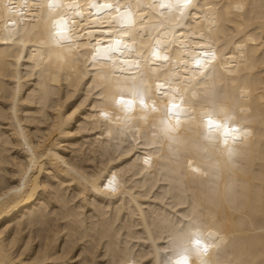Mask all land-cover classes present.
Instances as JSON below:
<instances>
[{
	"label": "bare ground",
	"instance_id": "1",
	"mask_svg": "<svg viewBox=\"0 0 264 264\" xmlns=\"http://www.w3.org/2000/svg\"><path fill=\"white\" fill-rule=\"evenodd\" d=\"M54 1L0 0V264H164L193 236L190 264H264V0ZM129 13L145 70L95 60Z\"/></svg>",
	"mask_w": 264,
	"mask_h": 264
},
{
	"label": "snow or ice",
	"instance_id": "2",
	"mask_svg": "<svg viewBox=\"0 0 264 264\" xmlns=\"http://www.w3.org/2000/svg\"><path fill=\"white\" fill-rule=\"evenodd\" d=\"M177 4L181 7V10L185 9V8H188L192 5V0H177ZM50 7L53 6L52 4L49 5ZM95 7V5H93ZM112 5L111 4H103V5H100L98 8H97V11H100L104 8H111ZM117 11H119V9L117 8ZM122 19H124V21L126 23H130L131 22V16L130 14H127L125 16L122 17ZM62 31V29H61ZM58 35H60V33L58 32ZM61 39H66L67 37H64L61 35L60 37ZM117 44H119V41H117ZM125 48H127V45H124ZM153 55L156 56L158 59H163V60H167L168 57L167 56H163L161 57L159 55V52L158 51H154L153 52ZM214 54L210 53V52H204L203 53V60L201 58H197L196 59V64L198 66H203V62L204 60H206L207 58H211L213 57ZM163 86L162 85H158L157 88L158 90L160 88H162ZM133 96L138 98L139 99V103L143 106V107H147V104L145 103V100H144V95H143V91L141 89H134L133 90ZM134 100H125L123 96H121L120 98V103L126 108V109H131L132 106L134 105ZM173 109L176 110V114L179 115V106L176 105V104H172L171 107L169 108V111L172 112ZM103 115V113H102ZM107 118V117H106ZM207 123L209 124V126H213V127H216V128H225L227 125H226V122L225 124H217V123H214V121L209 118V120L207 121ZM234 131V129L232 128H227V131L225 133V140H227L231 133ZM147 163V160L145 161ZM107 183L104 185V187L106 188H109L111 191L115 192L116 191V186L114 184V177L112 179H108V178H105ZM190 245H191V248L188 247V246H181V251L179 253V255L176 257L175 260H171V259H168V260H165L164 261V264H190V261H189V252L190 251H197V252H207V244L203 243V241L201 240V238L199 236H193L190 241H189Z\"/></svg>",
	"mask_w": 264,
	"mask_h": 264
}]
</instances>
